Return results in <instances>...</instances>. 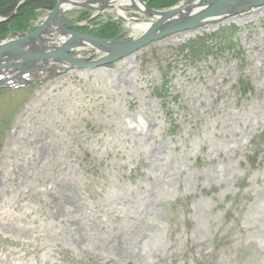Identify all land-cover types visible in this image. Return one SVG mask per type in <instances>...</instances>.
Instances as JSON below:
<instances>
[{"label":"rangeland","instance_id":"rangeland-1","mask_svg":"<svg viewBox=\"0 0 264 264\" xmlns=\"http://www.w3.org/2000/svg\"><path fill=\"white\" fill-rule=\"evenodd\" d=\"M51 1L34 5L24 33L0 41L34 32ZM140 1L165 10L189 0ZM96 5L65 2L59 21L96 38L108 26L116 29L109 39L141 34ZM121 8L153 21L134 5ZM230 25L238 49L198 61L182 55L188 40ZM242 80L252 92L241 94ZM12 83L0 88V264H264V6L104 66Z\"/></svg>","mask_w":264,"mask_h":264},{"label":"water","instance_id":"water-1","mask_svg":"<svg viewBox=\"0 0 264 264\" xmlns=\"http://www.w3.org/2000/svg\"><path fill=\"white\" fill-rule=\"evenodd\" d=\"M65 2H68V0H57L50 16L34 32L27 33L19 38L0 41V88L18 80L23 75L43 70L57 73L61 69L68 70L72 67L94 68L104 66L125 58L146 45L166 36L177 32L195 30L207 22L218 20L220 17L228 14H235L247 9L264 6V0H214L208 3L201 1V4L203 3L201 11L177 24H168L170 19L177 13L176 6L165 10L148 8L152 12H163V15L159 19H154L150 23V26L139 36L131 39H100L73 32L71 28L75 26H72L68 22L59 21V8ZM12 16L13 14L10 17ZM64 25L70 29H64ZM57 27L68 35L67 39H61L56 35ZM43 34L47 37L44 45L40 41ZM80 45L96 51H103L106 55L96 59L77 58L73 56L71 49ZM14 55L18 56L15 57ZM55 63H59L60 65L46 68L47 64ZM40 80H31L29 83Z\"/></svg>","mask_w":264,"mask_h":264},{"label":"trees","instance_id":"trees-1","mask_svg":"<svg viewBox=\"0 0 264 264\" xmlns=\"http://www.w3.org/2000/svg\"><path fill=\"white\" fill-rule=\"evenodd\" d=\"M148 4L152 8H168L176 4L179 0H147ZM19 0H0V16L8 17L13 14L14 10L18 5ZM35 4L28 5L29 3ZM50 2V3H49ZM44 5V8H48L52 4L51 0H29L25 4H21L19 9L15 11L13 17L9 20L0 23V40L9 34H19L24 33L29 27V20L33 19L34 5ZM116 32L113 26H108L103 31L101 30L99 38H112ZM238 32V28L234 25L220 27L217 30L205 33L197 36L194 39L188 40L185 44L180 47L182 55L188 57L189 60L198 61L204 60L211 54H220L225 50H235L237 48V43L235 42V37ZM164 74L163 77H166ZM239 84V83H238ZM30 86V84H25V86ZM239 91L242 95H245L253 91V87L247 80H242L240 82ZM5 91H10L5 90ZM256 156V154H255Z\"/></svg>","mask_w":264,"mask_h":264},{"label":"bare ground","instance_id":"bare-ground-1","mask_svg":"<svg viewBox=\"0 0 264 264\" xmlns=\"http://www.w3.org/2000/svg\"><path fill=\"white\" fill-rule=\"evenodd\" d=\"M201 1L204 2V0H189L186 2H183L179 5L176 6V11L177 13L170 19V21L168 22V24L171 23H175L177 24L178 22H182L188 18H190L191 16H193L194 14L198 13L199 11H201L203 9V6L201 4ZM96 3V9L98 10H102L104 8H108L111 9L118 17L120 18H127V22L131 23L133 25V29H137L142 32L147 29L150 26L149 21H142L136 18H133L129 15H127L124 10L121 8V4L123 5H134L142 14L145 15H149L151 16L152 20L154 19H159L160 17H162L163 12L161 13H157V12H152L151 10H149L145 4H143L140 0H68L67 5L68 6H81L84 4H93ZM56 35H58V37H60V28L57 27V32ZM62 39V38H61ZM61 41V40H60ZM54 44V43H53ZM55 45V44H54ZM84 48H87L85 46H76L73 47L71 49V52H73V56L80 58L79 56H81L79 54L80 50H83ZM97 53V52H96ZM98 55L99 57H104L106 55L105 52L103 51H98ZM15 57L18 55H14ZM81 59H85V58H81ZM92 59H96V58H92Z\"/></svg>","mask_w":264,"mask_h":264},{"label":"flooded vegetation","instance_id":"flooded-vegetation-1","mask_svg":"<svg viewBox=\"0 0 264 264\" xmlns=\"http://www.w3.org/2000/svg\"><path fill=\"white\" fill-rule=\"evenodd\" d=\"M90 35V34H89Z\"/></svg>","mask_w":264,"mask_h":264}]
</instances>
